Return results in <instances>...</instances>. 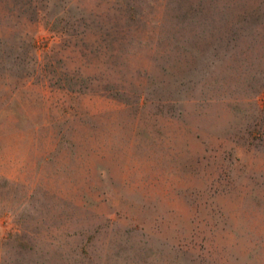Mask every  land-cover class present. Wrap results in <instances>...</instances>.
<instances>
[{"label": "rangeland", "instance_id": "rangeland-1", "mask_svg": "<svg viewBox=\"0 0 264 264\" xmlns=\"http://www.w3.org/2000/svg\"><path fill=\"white\" fill-rule=\"evenodd\" d=\"M0 264H264V0H0Z\"/></svg>", "mask_w": 264, "mask_h": 264}]
</instances>
